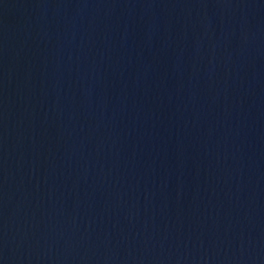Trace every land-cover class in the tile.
Returning a JSON list of instances; mask_svg holds the SVG:
<instances>
[{
	"label": "water",
	"instance_id": "95a60500",
	"mask_svg": "<svg viewBox=\"0 0 264 264\" xmlns=\"http://www.w3.org/2000/svg\"><path fill=\"white\" fill-rule=\"evenodd\" d=\"M0 264H264V0H0Z\"/></svg>",
	"mask_w": 264,
	"mask_h": 264
}]
</instances>
